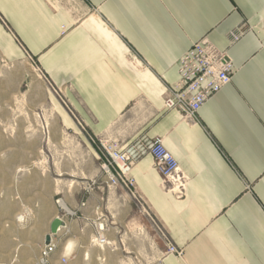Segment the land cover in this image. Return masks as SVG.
Instances as JSON below:
<instances>
[{"label":"crops","instance_id":"obj_1","mask_svg":"<svg viewBox=\"0 0 264 264\" xmlns=\"http://www.w3.org/2000/svg\"><path fill=\"white\" fill-rule=\"evenodd\" d=\"M242 25L252 32L230 45L228 32ZM202 38L228 54L233 76L188 124L164 110L163 95ZM0 47L29 54L55 86L69 84L66 97L92 136L124 117L111 132L122 149L163 140L183 189L162 190L149 155L129 175L182 251L175 258L164 245L159 264H264V0H0ZM84 200L67 207L87 214ZM80 223L63 217L57 236Z\"/></svg>","mask_w":264,"mask_h":264},{"label":"rangeland","instance_id":"obj_2","mask_svg":"<svg viewBox=\"0 0 264 264\" xmlns=\"http://www.w3.org/2000/svg\"><path fill=\"white\" fill-rule=\"evenodd\" d=\"M24 55L0 47V264H37L56 215L81 219L61 239L62 247L72 243L66 264H159L162 227L127 192L105 185L102 146L121 147L111 132L124 117L104 136H92L66 97L70 85L55 86ZM70 200H87V214L72 212ZM61 246L51 264H62Z\"/></svg>","mask_w":264,"mask_h":264},{"label":"built area","instance_id":"obj_3","mask_svg":"<svg viewBox=\"0 0 264 264\" xmlns=\"http://www.w3.org/2000/svg\"><path fill=\"white\" fill-rule=\"evenodd\" d=\"M252 32V28L242 25L237 30L228 32L230 45L237 43L242 36ZM135 59V58H134ZM133 63L138 61L132 60ZM177 82L164 91V110L176 111L182 120L188 124H198V112L204 103L223 87L230 84L233 76L232 61L225 51L218 50L207 38L194 42L181 56L177 63ZM107 155V163L102 165L105 175V185L108 190L122 189L137 202L148 215V209L141 198L135 193L130 172L136 162L144 155H149L153 166L161 178L162 190L181 191L183 189V176L179 165L171 153L165 148L161 138L143 139L140 142L122 149L118 143L102 146ZM85 202L81 203L84 207ZM146 207V208H145ZM71 214V213H70ZM68 214L69 216H71ZM64 216H58L63 222ZM62 228V227H61ZM50 237V241L44 242L39 253L37 264H51V258L61 246L64 235ZM101 226L99 231H101ZM100 244L105 240L100 234L95 239ZM59 263L66 264L67 257L72 252L67 251L66 245L61 246ZM165 254L181 258L182 251L165 239Z\"/></svg>","mask_w":264,"mask_h":264},{"label":"water","instance_id":"obj_4","mask_svg":"<svg viewBox=\"0 0 264 264\" xmlns=\"http://www.w3.org/2000/svg\"><path fill=\"white\" fill-rule=\"evenodd\" d=\"M61 227H63V222L56 217L49 225V235L45 236L44 242L47 244L50 241V237L56 235Z\"/></svg>","mask_w":264,"mask_h":264},{"label":"bare ground","instance_id":"obj_5","mask_svg":"<svg viewBox=\"0 0 264 264\" xmlns=\"http://www.w3.org/2000/svg\"><path fill=\"white\" fill-rule=\"evenodd\" d=\"M62 208H63L68 214H70V211H69L64 205H62ZM23 218H24L23 216L18 217L19 220H22ZM47 235H49V233H48ZM47 235H46V236H47ZM51 237H52V236H51ZM71 247H72V243L69 242V243L66 245V253H67V251L70 250Z\"/></svg>","mask_w":264,"mask_h":264}]
</instances>
